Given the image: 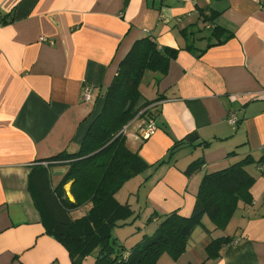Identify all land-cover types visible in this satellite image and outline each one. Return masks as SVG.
Wrapping results in <instances>:
<instances>
[{
  "label": "crops",
  "instance_id": "0c3cea01",
  "mask_svg": "<svg viewBox=\"0 0 264 264\" xmlns=\"http://www.w3.org/2000/svg\"><path fill=\"white\" fill-rule=\"evenodd\" d=\"M199 21L209 33H196ZM213 25L230 37L217 43L224 33ZM145 35L178 51L164 75L147 71L149 88L139 86L145 98L161 97L156 118L133 119L132 134L124 129L127 146L150 165L139 207L187 215L205 171L262 158L248 166L250 204L239 202L210 234L197 225L178 258L165 253L155 264H264V0H0V264H71L47 231L51 219L29 190V172L40 163L58 183L52 176H62L65 163L38 160L79 148L103 104L97 94ZM148 123L154 131L145 137ZM194 161L199 167L189 169ZM64 189L73 200L69 183ZM215 235L232 240L206 260Z\"/></svg>",
  "mask_w": 264,
  "mask_h": 264
},
{
  "label": "trees",
  "instance_id": "16d2710c",
  "mask_svg": "<svg viewBox=\"0 0 264 264\" xmlns=\"http://www.w3.org/2000/svg\"><path fill=\"white\" fill-rule=\"evenodd\" d=\"M207 20L203 15L205 25ZM212 28L214 34L216 31L224 33L217 43L231 35L221 26L213 25ZM187 46L185 48H189ZM177 51L169 47L159 49L152 35L137 39L120 61L105 92L97 94L96 98L104 96V101L79 148L38 160L65 163V172L58 183L51 185L48 169L40 163L33 165L29 172V190L44 205L51 219L47 231L66 249L71 264H85L86 255L96 246L99 249L92 264H155L163 253L178 258L197 225L208 234L213 230L206 226L203 218L220 228L227 223L239 202L244 205L252 202L250 189L255 176L247 167L259 164L262 158L255 160L245 155L229 165L205 171L189 214H182L177 209L162 214L151 213L149 220L159 218V221L148 240H141L133 249H128L112 238L114 226L131 223L130 219L137 213L128 204L117 201L115 191L127 179L150 166L139 155L138 149L127 146L124 129L135 118L148 122L156 118L160 111L156 102L161 97L145 98L139 86L146 71L164 75L169 60ZM199 164L194 161L189 169H196ZM67 183L73 200L66 195L64 186ZM231 240L229 235L211 237L205 245V259H217Z\"/></svg>",
  "mask_w": 264,
  "mask_h": 264
},
{
  "label": "rangeland",
  "instance_id": "374dc122",
  "mask_svg": "<svg viewBox=\"0 0 264 264\" xmlns=\"http://www.w3.org/2000/svg\"><path fill=\"white\" fill-rule=\"evenodd\" d=\"M199 26V30L196 31L197 34H207L209 33V29L205 28L204 24L202 22L199 21L198 23ZM195 33V32H194ZM198 37V36H197ZM196 37V38H197ZM150 75V73H148L147 71L144 73L143 76V81L141 82V89L142 91H146L147 88H149V86L147 87L148 84L147 78ZM142 94H145L144 92ZM136 127V123H130L127 127H126V131L129 134H132L134 132V129ZM126 133V134H128ZM249 166V165H248ZM253 166H255L254 164L251 166L253 168ZM149 168H146L145 170H143L142 172L146 171ZM250 172V168H247ZM139 172L135 175H133L132 177H130L129 179H127L120 187L119 189H117V191H115L114 196L117 199V201L124 203V204H128L130 207H132L134 209L136 213V217H132L130 219L131 223L129 224H125L123 226H114L113 230H112V238H115L116 243L119 244V242H124L126 248L128 249H133L136 245L140 244V243H135V239L138 236H141L142 242L145 240H148L147 237L152 235L156 229V227H153V222L152 220H149V215L153 212V208L151 209H146V211H143L141 209V207H139V205L144 206L145 203V191L143 190V184H144V180L146 179L148 173H142ZM149 175V174H148ZM60 176L57 175H53L52 176V182L53 184H55ZM144 208V207H143ZM140 211V212H139ZM231 219H229L230 221ZM203 221L205 222V224L208 226L209 228L212 227V223L205 217L203 218ZM229 223V222H228ZM227 224V223H226ZM229 226V225H227ZM143 228H147L148 232L146 233V235H144L143 232H140L141 229ZM154 228V229H153ZM120 234V237H119ZM216 236V235H215ZM111 242L113 241L112 239L110 240ZM140 242V241H137ZM123 243V244H124ZM113 246L115 245L114 243H112ZM98 246H96L95 248H93L91 250V252L89 254L86 255L85 259H84V263H88V262H92L94 263L96 254L98 253ZM165 254V253H163ZM162 254V255H163ZM90 263V264H92Z\"/></svg>",
  "mask_w": 264,
  "mask_h": 264
},
{
  "label": "built area",
  "instance_id": "2783aa9c",
  "mask_svg": "<svg viewBox=\"0 0 264 264\" xmlns=\"http://www.w3.org/2000/svg\"><path fill=\"white\" fill-rule=\"evenodd\" d=\"M43 39V37H40ZM83 97L84 99H88L89 98V94H90V87L89 86H83ZM228 121L232 124L236 123L237 121V117L235 112H230L228 114ZM154 131V126L151 123H148L147 126L144 128V133L143 136H148L150 135L152 132Z\"/></svg>",
  "mask_w": 264,
  "mask_h": 264
}]
</instances>
